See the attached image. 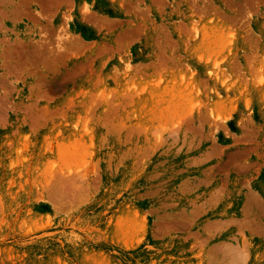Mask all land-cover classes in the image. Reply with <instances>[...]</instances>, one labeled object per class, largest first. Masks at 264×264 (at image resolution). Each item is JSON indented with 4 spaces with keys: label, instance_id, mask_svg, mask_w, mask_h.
<instances>
[{
    "label": "rangeland",
    "instance_id": "1",
    "mask_svg": "<svg viewBox=\"0 0 264 264\" xmlns=\"http://www.w3.org/2000/svg\"><path fill=\"white\" fill-rule=\"evenodd\" d=\"M0 264H264V0H0Z\"/></svg>",
    "mask_w": 264,
    "mask_h": 264
}]
</instances>
